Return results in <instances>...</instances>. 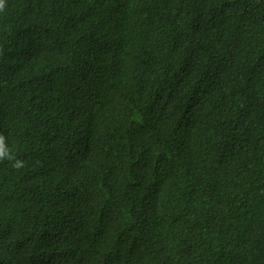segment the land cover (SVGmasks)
<instances>
[{
    "label": "trees",
    "instance_id": "obj_1",
    "mask_svg": "<svg viewBox=\"0 0 264 264\" xmlns=\"http://www.w3.org/2000/svg\"><path fill=\"white\" fill-rule=\"evenodd\" d=\"M4 3L0 264H264V0Z\"/></svg>",
    "mask_w": 264,
    "mask_h": 264
},
{
    "label": "clouds",
    "instance_id": "obj_2",
    "mask_svg": "<svg viewBox=\"0 0 264 264\" xmlns=\"http://www.w3.org/2000/svg\"><path fill=\"white\" fill-rule=\"evenodd\" d=\"M4 7H5L4 0H0V11H2L4 9ZM72 79L79 81V79L74 74L72 75ZM92 132H93L92 127L87 128V130L85 131V134H84L83 142L81 144H79V146L74 150V153L71 154L72 165L82 164V156H83V154L86 150V147H87L86 141ZM5 160H9V161L15 160L13 167L16 169H20L24 166V162L22 160L15 159L11 150L7 147V145L5 143V137L2 134H0V162H3Z\"/></svg>",
    "mask_w": 264,
    "mask_h": 264
}]
</instances>
